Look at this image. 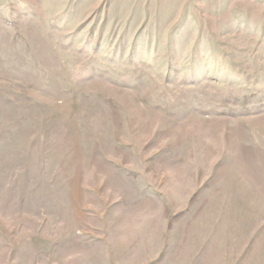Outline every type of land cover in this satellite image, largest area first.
Returning <instances> with one entry per match:
<instances>
[{"label": "rangeland", "instance_id": "1", "mask_svg": "<svg viewBox=\"0 0 264 264\" xmlns=\"http://www.w3.org/2000/svg\"><path fill=\"white\" fill-rule=\"evenodd\" d=\"M0 264H264V0H0Z\"/></svg>", "mask_w": 264, "mask_h": 264}]
</instances>
